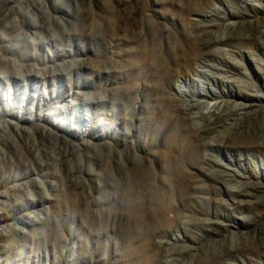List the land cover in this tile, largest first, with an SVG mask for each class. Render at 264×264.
I'll list each match as a JSON object with an SVG mask.
<instances>
[{
	"label": "rangeland",
	"instance_id": "1",
	"mask_svg": "<svg viewBox=\"0 0 264 264\" xmlns=\"http://www.w3.org/2000/svg\"><path fill=\"white\" fill-rule=\"evenodd\" d=\"M126 1L135 29L111 26L99 53L76 40L91 46L77 56L78 78L0 79V152L16 147L17 130L48 152L68 150L64 171L79 169L91 196L87 206L69 196L61 174L1 181L0 163V209L5 195L20 206L0 221V264H264V0ZM111 20L102 10L97 21ZM47 51L35 54L42 67ZM99 68L114 69L110 81ZM194 70L195 84L182 83ZM46 189L52 201L30 204ZM66 212L76 224L63 225ZM42 214L57 216V228L47 221L63 240L56 248L16 232L33 236L23 221Z\"/></svg>",
	"mask_w": 264,
	"mask_h": 264
},
{
	"label": "bare ground",
	"instance_id": "2",
	"mask_svg": "<svg viewBox=\"0 0 264 264\" xmlns=\"http://www.w3.org/2000/svg\"><path fill=\"white\" fill-rule=\"evenodd\" d=\"M126 2V0H113L112 6L110 5L111 7L109 6L108 8L105 0H0L1 81L7 80L8 83L12 78H15L23 82L36 80L39 83L53 84L64 76H70L71 80L74 77L78 78L83 66L81 64L85 58H78L77 56H84L82 53L84 51L83 48H90L91 46L78 45L75 41L80 40L81 42L79 43H83L82 41L90 43L91 41L92 48H96L95 52L99 53L103 48H108V45H111L109 43L111 26L115 25L117 29L124 32L135 29L136 8L135 6L130 9L126 8ZM102 10L110 14L113 19L111 20L112 23L109 22L103 25L104 29L97 21L102 15ZM28 17L29 19L31 17L33 21L27 22L26 19ZM116 38L118 40L115 45H121L122 40H124L123 35L119 34ZM39 48L49 50L47 52H49L48 54L51 57L49 58L50 64L48 62L44 67L36 62L35 54ZM68 58L70 59L68 60ZM59 60L61 61L59 62ZM67 63L71 64L69 68L64 66ZM187 68L186 66L185 69ZM13 69L17 70L15 75L12 72ZM95 71L96 75L102 80L105 79L106 82L111 80L114 73V69L106 70L105 68H99ZM194 75H198V70L190 71L186 77H182V80L173 73L168 72L167 74V76L172 78L176 77L177 82L181 80L185 84H195V80L192 78ZM179 92L181 96H188L182 87H180ZM199 94L202 95V93ZM55 96L53 94L50 97L54 98ZM44 98L46 99L48 96L45 94L41 95V103ZM101 102L104 103L103 100H100L99 102H93L95 106L91 103L89 104H91L90 107L98 110L102 104ZM193 106L187 100L183 103L184 110H189ZM87 119L89 121L93 120L91 117ZM0 134L1 137L7 136V131L4 127L0 126ZM17 136L16 147L6 150L1 149L0 163L7 166V171L1 176V181L9 180L10 178L22 180L31 173H35L38 177L60 176L61 174L68 195L72 198H79L81 204L87 206L86 204H88L91 196L87 188V182L83 179L79 169L75 170L72 167V169L64 171V163L71 156L70 152L61 147H54L52 152H48L41 144H37L30 139H24V136L18 130ZM0 141V143H3L2 138ZM31 192V196L27 197L30 204L44 207L45 203L53 200L50 189H46V194L43 196H37L33 190ZM12 195L9 197L5 195L10 203H5V206L1 207L0 217L2 219L0 221L12 219L13 216L10 212L20 208L13 201L15 194ZM133 196L132 194L130 204L134 209L138 210L140 206ZM158 201L162 203L160 198ZM60 217L63 225L76 224V217L69 212L63 213ZM26 219H24L23 224L30 227V229L32 227L36 228V232L32 236L30 233H25V231L24 235L21 233L22 229L16 227V232L23 239L31 237L35 244L44 245L46 248L48 246L56 248L59 243L63 242L58 237V234L53 236V230L47 227V221L49 222L52 219L55 221L54 226L58 227L57 216L46 218L42 214L37 218L28 216ZM137 224L139 226L143 225V215L141 213L137 216ZM0 235L2 238L4 237L3 232ZM34 255H36V252ZM39 255L41 256L42 253Z\"/></svg>",
	"mask_w": 264,
	"mask_h": 264
}]
</instances>
